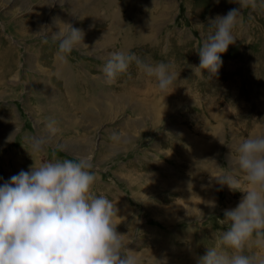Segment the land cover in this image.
<instances>
[{
	"label": "rangeland",
	"instance_id": "374dc122",
	"mask_svg": "<svg viewBox=\"0 0 264 264\" xmlns=\"http://www.w3.org/2000/svg\"><path fill=\"white\" fill-rule=\"evenodd\" d=\"M239 7L236 0H0V185L42 163L87 157L94 190L116 203L117 231L138 264H198L218 242L214 233L226 230L225 210L245 195L215 177L231 172L248 188L230 157L245 138L264 136V10H243L216 76L197 69L210 21ZM70 25L84 37L64 63L50 36ZM114 51L173 63V92L165 97L134 64L131 78L108 84L102 69ZM50 119L59 131L34 152L32 138L46 134ZM114 133L130 143L114 142ZM251 252L264 258V250Z\"/></svg>",
	"mask_w": 264,
	"mask_h": 264
},
{
	"label": "clouds",
	"instance_id": "9594fccd",
	"mask_svg": "<svg viewBox=\"0 0 264 264\" xmlns=\"http://www.w3.org/2000/svg\"><path fill=\"white\" fill-rule=\"evenodd\" d=\"M238 9L210 21L209 35L198 53L199 75L211 79L223 64L222 54L237 37L243 10H264V0H236ZM82 30L70 25L67 34L53 33L58 41L57 57L67 63L68 56L83 42ZM48 37L43 42L48 43ZM135 65L139 72L154 78L165 97L171 94L178 78L171 62L152 63L134 53L114 51L103 66L104 79L114 84ZM207 71L208 76L203 75ZM45 135L32 138L34 152H42L51 136L59 131L57 122L46 123ZM116 143L127 138L113 134ZM32 155V154H31ZM249 185L231 172L215 177L221 186L245 193L238 206L225 210L226 230L214 233L215 246H208L198 264H264L253 248L264 250V136H249L231 154ZM94 165L87 157L64 159L33 166L0 185V264H138L128 248L129 241L117 231L121 223L119 209L104 195H98Z\"/></svg>",
	"mask_w": 264,
	"mask_h": 264
}]
</instances>
